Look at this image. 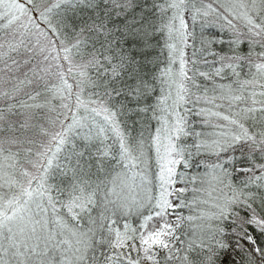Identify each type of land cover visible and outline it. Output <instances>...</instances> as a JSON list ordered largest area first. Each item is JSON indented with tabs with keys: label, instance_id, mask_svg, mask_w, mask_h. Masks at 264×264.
<instances>
[{
	"label": "snow or ice",
	"instance_id": "1",
	"mask_svg": "<svg viewBox=\"0 0 264 264\" xmlns=\"http://www.w3.org/2000/svg\"><path fill=\"white\" fill-rule=\"evenodd\" d=\"M0 264H264V0H0Z\"/></svg>",
	"mask_w": 264,
	"mask_h": 264
}]
</instances>
